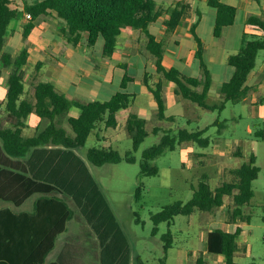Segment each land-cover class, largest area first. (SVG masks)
Returning a JSON list of instances; mask_svg holds the SVG:
<instances>
[{
  "label": "trees",
  "instance_id": "trees-1",
  "mask_svg": "<svg viewBox=\"0 0 264 264\" xmlns=\"http://www.w3.org/2000/svg\"><path fill=\"white\" fill-rule=\"evenodd\" d=\"M26 12L31 15L24 27L23 37L28 39L37 28L36 21L41 17H54L58 20L57 31L65 41L77 48L84 43L94 46L99 39L104 40L103 57L111 58L116 52L120 36L125 31L138 30L147 38L146 49L155 59V72L161 79L153 85L149 83V75L145 74L144 84L152 95L159 120H173L165 116L164 81L176 86V95L182 99L197 104L204 110L222 112L227 103L234 105L243 102L248 94L247 82L257 66L259 53L264 51V13L262 16H249L247 24L260 31L261 36H252L243 49L232 55L228 64L233 68L229 81L221 86L223 96L221 104L207 103L212 88V76L204 59V45L196 32L197 22L191 32L197 45L194 58L199 61L202 78L185 75L179 68L165 69L162 64L166 38L170 37L179 27L189 6L177 2L165 9L155 0H20ZM13 0H0V200L23 204L34 195H40L36 202V215H14L10 210L0 211V264H45L47 256L53 250L57 237L66 229L67 221L73 218L69 203L86 204L95 202L91 193L97 185L91 176L86 163L81 159V152L87 141L100 124L106 128H116L118 113L127 109L134 97L127 91V85L135 80L130 74V66L121 64L125 70L121 90L104 102H79L69 99L65 93L58 90L52 83L39 80L42 62L36 66L35 74L30 77L37 80L33 84V93L26 96L25 67L30 58L29 48H23L13 55L5 48L11 33V26L21 18L18 8L12 7ZM209 7L216 10L214 36L222 37L224 28L234 25L237 9L223 0H207ZM164 14L165 36L162 40L149 30L151 24ZM5 75L6 85L2 88ZM78 108V117H69L71 109ZM36 114L40 123L36 126L34 135L27 136V120ZM67 121L72 129L70 134L64 124ZM148 121L138 115L131 114L126 123V131L132 140V150L124 156L114 148L92 147L86 151V161L96 167L126 162L136 163L135 154L150 136L147 130ZM158 132V129L153 131ZM206 130L188 132L180 130L177 134L166 131L158 144L142 153L141 177L157 176L159 169L152 163L166 151H175L183 142L195 141L202 147L209 144L208 139L201 136ZM256 136L264 138V131L256 132ZM51 148V156L41 164L50 169L47 178L36 177L33 173L34 158H43V153ZM59 158L58 161L55 159ZM84 172V176L81 172ZM260 168L256 165V157L251 155L240 167L229 171V180L222 186L213 189L207 176L199 181L193 189V195L188 202L176 201L163 207L151 215L155 225L154 233L160 224L166 223L168 228L179 216H191L196 211L212 212L225 205L227 199L233 202L229 211V220L237 224L244 219L243 208L254 198L253 182L258 179ZM143 186L137 188L139 198ZM105 202V201H104ZM63 216L59 220L58 214ZM249 219V218H247ZM88 221H91L88 217ZM95 226V224H93ZM118 228V226H117ZM83 232L90 236L88 229L81 226ZM243 228L239 225L234 231L222 228L211 230L207 234V251L213 256H222L224 264H237L239 239ZM164 254L173 247V236L169 230L162 238ZM85 245L96 246L92 240ZM93 243V244H92ZM100 264H128L123 256L109 259V243H101ZM83 246V245H82ZM72 243L64 247L62 257L50 264H76L78 256ZM125 256L130 258L128 249ZM162 259L161 263H165ZM133 264H146L137 256ZM196 264H206L199 257Z\"/></svg>",
  "mask_w": 264,
  "mask_h": 264
},
{
  "label": "rangeland",
  "instance_id": "rangeland-1",
  "mask_svg": "<svg viewBox=\"0 0 264 264\" xmlns=\"http://www.w3.org/2000/svg\"><path fill=\"white\" fill-rule=\"evenodd\" d=\"M168 3L170 2L168 1ZM12 7L20 10L21 18L12 24L5 49L13 55H17L21 49L28 48L29 41V44L32 45L30 48L32 55L27 72L31 76L36 72L38 60L48 64L49 54L45 52L54 51V47L49 41L52 40V37L44 35L42 29L55 33L57 21L54 17H41L35 22L38 28L31 33L28 39H24V27L30 20L27 17L28 12H26L20 0H13ZM199 7L203 11L202 20L206 26L200 24L197 34L203 41L204 48L208 46L215 49L220 55L222 52L224 53L222 56L219 55L220 59H223L226 53H231L235 49H243L245 43L252 36L262 35V31L250 27L249 35L243 37L242 30L245 24L242 17L243 12L239 11L234 27L227 31L229 35L215 37L213 29L209 26L211 20H206L209 19L212 12L211 8L206 3L199 4ZM130 31L135 30L131 29ZM141 34V40L136 39L132 43L134 48L141 47V51L148 52L146 50L147 38L143 32ZM172 36L173 34L166 38V47L169 45ZM61 37L63 39L62 35ZM173 38L175 39L176 36ZM242 38L245 39L244 44L241 42ZM63 40L65 41V39ZM182 40L186 41L185 39ZM55 43L57 46L59 45L57 41ZM126 45L127 42L124 45V41H122L119 54L125 51ZM103 46L104 40L99 39L91 47V50L89 49L90 52L88 49H77L72 54V51H70L72 49L67 47V49L60 51L58 47V50L52 52L51 56L61 64L62 78L67 79L71 75L80 77L84 72L81 71L82 68L93 67L95 61L103 57ZM115 53L116 55L110 59L112 62L110 69L100 76L101 83H95V87L89 93L90 101L94 99L95 93L99 92L107 96L118 90L120 84H117L115 80L118 76L122 77L121 74L124 73V70L120 67L124 63V59L121 55V57L118 55V51ZM148 54L150 55L149 52ZM196 62L189 72L184 73L188 76L201 78L202 71ZM150 68H152L151 65ZM179 68L182 70L184 68L183 64ZM209 69L213 74V82L207 103L210 105L221 104L223 102V96L220 93L221 84L230 78L233 69L226 63L217 64L215 67L209 66ZM255 70L245 108L242 104L227 103L226 108L219 112L217 110L206 111L187 100L183 105L184 107L174 104V107L167 108L166 114H177L179 117H172L174 118L172 121L159 120L156 114L148 120L147 127L150 136L135 154L136 163L122 162L96 167L87 162L98 191L108 204L128 241L131 264H133L135 256L138 255L146 264H162L161 261L165 257L162 238L169 230L173 236V248L168 251L166 264H196L199 257L203 258L206 264H224L223 258L208 253L206 249L207 234L217 226L225 230H233L237 224L244 227V233L238 242L240 249L236 257L237 264H264V138L256 136V132L264 131V51L259 53ZM113 73L116 76L113 81L114 84L107 86L103 82L109 81L108 79L112 78ZM157 76H159V79L162 78L161 75ZM32 79L29 77L26 80V96L32 95V83H37V80L32 81ZM156 80L157 78L154 76L150 81L156 83ZM141 83L129 84V88L137 90L144 86L142 81ZM175 90L176 86L173 84L168 85L165 89L164 97L169 104L175 102L177 96ZM179 100L181 102L185 101L181 97ZM122 118L125 119L124 116ZM28 123L29 126L25 134L32 136L40 120L36 114H32L28 119ZM64 126L71 129L67 121H65ZM154 127L158 128L157 133L153 132ZM180 130H187L188 132L207 130L201 138L208 139L209 144L202 147L195 141L183 142L176 147L175 151H166L152 163L159 169L157 176L141 177L140 163L143 151L158 144L166 131L177 134ZM249 130L251 132H248ZM95 134H97V131L90 135L86 147L83 149L85 152L92 147L104 145L96 142ZM112 138L115 139L113 148L119 151L122 156L132 150V140L126 131L125 123L122 124L118 133L112 135ZM118 142L120 143L117 144ZM252 154L256 157V165L260 168V173L258 179L253 182L254 198L249 205L243 208V220L238 219L236 225L229 220L228 213L233 208V202L231 199H227L225 205L219 209L212 212L196 211L191 216H179L171 228L163 223L157 227V231L154 233L155 225L151 220V215L176 201L188 202L193 195V189L197 187L204 176L208 177L213 189L222 186L225 181L229 180V171L240 167L243 162L249 161ZM80 156L86 162L85 157ZM140 185L143 186V191L141 196L137 198L136 192ZM73 208L81 214L80 207L74 206ZM81 226L91 232L90 236L83 232ZM91 228L92 220L86 221V219L74 217L69 222L66 232L62 235V238H64L69 234L66 241L77 247L78 259L76 264H100L98 253L95 251L98 250L99 244H97V249L91 245L84 246L90 249L91 247L94 248L91 254L79 251L83 249L81 246L86 244L81 240L89 241L96 238ZM99 248L101 247L99 246Z\"/></svg>",
  "mask_w": 264,
  "mask_h": 264
},
{
  "label": "crops",
  "instance_id": "crops-1",
  "mask_svg": "<svg viewBox=\"0 0 264 264\" xmlns=\"http://www.w3.org/2000/svg\"><path fill=\"white\" fill-rule=\"evenodd\" d=\"M168 1L170 3H168ZM223 1L225 3H227L228 5L234 6L237 9L236 19L238 17V12L239 11L243 12L242 17H243L245 27L242 30V34H243V37H245V35H249L248 34L250 32L249 30L253 27L249 26L247 24V20H248L249 16H262V14L264 13V0H223ZM156 2L160 5H163L165 7V9L171 7V5H173L177 2H182V3L189 6V9L186 12V14L183 16L179 27L173 33V36L170 39L169 45L167 47H165L164 58L162 61V64L165 67V69L170 70L171 68H179V66H181V64H183L184 68L182 70L180 68L179 69L183 73L184 72L187 73L195 65L196 61H197L196 63L198 65V67H200L199 61L194 58V54H195V50L197 49V45L195 46L196 43H194V41H193L191 29H192V26L195 22H197L196 32H197L200 24H203L204 27L206 26L202 20L203 19V11L200 10L199 4L200 5H202L204 3L207 4V0H159ZM210 8H211L212 12L209 15V19H206V20H209V21L211 20V25H209V26H211V28L214 31L215 22H216V10L213 9L212 7H210ZM167 18H168V15L164 14L156 22L151 24L149 27L150 32L152 34H154L158 40H162L165 36V27H164L163 23ZM56 21L58 24V20H56ZM235 23H236V21H235ZM235 23H234V25H235ZM234 25L224 28L223 37H225V35L226 36L229 35L227 31H230V29H232L234 27ZM37 28H38V25H37ZM253 29H256V28H253ZM42 30L44 32V35L52 37V40H49V41H51V44L54 47V51L58 50V49L60 51H62L65 48L67 49V47H68V49H72V50H70V51H72V54L77 49H84V50L90 49L91 50V46H89L87 43H84L83 45L75 48L72 45L65 42L63 40L64 38L62 39V37H61V33H59L57 31V25H56V31L57 32L55 31L56 34L53 33L52 31L47 30V29L46 30L42 29ZM256 30H258V29H256ZM141 33L142 32H140L138 30L125 31L119 38L118 46H117L119 48H118V50L116 49V51H118V55L119 56L121 55L122 58L124 59L123 64H128L130 66L129 72H130V74H132L135 77V80L133 82H130L129 84H132V85L142 84L141 81L143 82V77L145 76V74H148L149 75V83L153 85L154 81L152 83L150 81L152 77L155 76L157 78L156 82L158 80H160L159 76H157V74L155 72V69H156L155 68L156 67L155 66V59H154V57L151 56V54L149 55L148 52L141 51L140 50L141 47L138 49L134 48V44L132 43V41H134L136 39L139 41L141 40V37H142ZM174 36H176L175 39L173 38ZM182 39H185L186 41H183ZM242 40H243V38L241 39V42H243V44H244L245 39L243 41ZM56 41L59 44L58 46L55 43ZM122 41H124V45H125V42H127V45L124 48L125 51L123 53L119 54V49H120V45H121ZM145 42H146V40H145ZM184 43H185V45H183ZM27 46L30 50L32 45L29 44V41H28ZM90 50H89V52H90ZM238 50L241 51L242 49H235V50L231 51V53H226V55L223 57V59H220V56H222V54H224V53L222 52L220 55V53L215 51V49H211L207 46L204 49L205 63H206L208 68H209V66L215 67L217 64H221V63L228 64L229 58L232 55H235V54L240 52ZM54 51H51V52L46 51L45 52V53L49 54L48 55L49 59L47 60L48 64H45L44 61H40V60L37 61L36 65H38L39 62H42V67L39 71V80L41 82H44V83L54 84L55 87L58 90H60L61 92L65 93L69 99L77 100V101L83 102V103L94 102V101L104 102V101L110 100L114 96V94H116L117 92H119L121 90V83L123 80V76L125 74V70L123 68H121L124 70L123 75L121 74L122 77L118 76L115 80L114 78L116 76H115V73H113L112 78L108 79L109 81L103 82L108 86V85H113L114 84L113 81L115 80V82L117 84L118 83L120 84L118 87V90H115V93H113L112 95L109 94L107 96H104L103 94H100L99 92L95 93L94 99L92 101H90L91 99L89 97L90 96L89 93L95 87V83H101L100 82L101 81L100 76L102 75V73H107V70L110 69V67L112 65V62L110 59H112L114 57V55H116V53H114V55L110 59L109 58L107 59L104 57L99 58V60H96L95 63L93 64V67H91V68L90 67L89 68L88 67L82 68L81 71H84V72H83V75H80V77H78L76 75H71L67 79H65V78H62V76H61V73H62L61 64L58 62L57 59H53V57L51 56L52 52H54ZM30 53H31V50H30ZM31 55H32V53H31ZM31 55H30V57H31ZM102 55H103V52H102ZM150 62H151V64H150ZM29 63H30V58H29V61L26 65V67L24 68L26 71V78H25L26 80L29 79V77H30V75L27 72ZM150 65L152 66V68L149 69ZM255 72H256V70H254L251 73V75L249 76V79L247 82V86L249 88L252 85V80L254 78ZM210 73H211V76L213 78V74L211 71H210ZM232 75H233V72H232L230 78L232 77ZM7 78H8V76L5 75L3 83H2V88L6 85ZM229 79L227 81H229ZM32 81H33V79H32ZM227 81H225V82H227ZM223 83L221 84V86L223 85ZM129 84L127 85V91L134 95V97L131 100V104L129 105V107L127 109H124L118 113L119 121H118V125L116 128H106L104 124L99 125V127L96 130L97 134L94 135V138H95L97 143L104 144V145L99 146V147H106V148L111 147V148H113L115 139L112 138V135L119 132L123 123H125V127H126L127 119L131 114L138 115L140 118L146 119L147 121L150 120L152 117H154L157 114L156 105L153 101L152 95L148 91V88L144 84V82H143L144 86H142L141 88H138L137 90L130 89ZM163 84H164V92H165V89L168 87V85L173 84V83L168 82V81L165 82V80H164ZM163 96H164V93H163ZM248 97H249V94L243 102L239 103V104L244 105V108L247 105L246 101H247ZM179 99H180V96H176L175 102L174 103L171 102L169 104L166 101V98L164 97V100L166 103L165 116L167 118L178 116L177 114H171V115L166 114L167 108H169L170 106L174 107V104H177V105L179 104L180 106L184 107L183 105L186 103V100L184 102H181ZM236 105H238V104H236ZM206 111H208V110H206ZM258 111H260V110H258ZM80 113H81V111L78 108H73V109H71V111L69 113V115H70L69 117H75L76 118L80 115ZM122 116H124L125 119H123ZM240 118L242 119V116ZM194 122H196V121H194ZM27 126H29L28 120H27ZM65 128L68 130L69 133L73 134L71 129H68L67 127H65ZM155 129H158V128L154 127L153 131ZM147 130H148V127H147ZM25 131H26V129H25ZM248 132H251V130H249ZM123 140H125V139H123ZM120 142H118L117 144H119ZM45 151H47L48 154L43 153V158L38 157V158H34V160H33L35 166L33 168V172H31V173H33L36 177L38 176L39 178H47L50 174V169L43 167L41 164H43L46 161V157L48 155L49 156L52 155L51 154L52 150L49 147V149L45 150ZM78 153H79V156L82 155L86 159L85 150H83L82 153L81 152H78ZM81 159L85 162V160L82 157H81ZM55 160L58 161L59 158H56ZM85 163L87 165V161ZM87 168L89 169V172H90V168L88 165H87ZM81 173H82L81 175L84 176V172L82 171ZM90 174H91V172H90ZM95 184H96V182H95ZM91 193L95 197V199H93V200H95V202H93V203H86V204H81V205L79 204L78 205V204L74 203L73 200L70 201V203H69L70 209L72 212H74L73 218L74 217L80 218V219L82 218L83 220L86 219V221H88V217H89L92 220L91 230H92L93 234L96 236V238H93L92 241L94 242V244H96V246H95L96 249H97V244H99V246L101 247V248H99V246H98V250H95L96 253H98V256H100L101 251H102L101 250L102 249L101 243L105 244V242H106V243H109V249L107 248V250L109 252V256H108L109 259H114L115 256H123V257H125V260L128 262V264H131V258L128 257V259H127V256L124 255V253L126 254L128 249L130 250V247H129V244H128V241H127L125 235L122 233V230L120 229V227L116 221L115 216L113 215L108 204L106 202H104L105 200L102 197L101 193L98 191V187L97 188L95 187V189ZM39 197H40V195H34V196L30 197L29 199H27L21 205H15L14 203L0 200V211H2L4 209H8L14 215H22V214L36 215V202L38 201ZM74 206L81 208L80 209L81 214H79L77 211L73 210ZM58 216H59V220H61L63 213L60 212L58 214ZM71 221H72V219L70 221H67V223L65 225V227H66L65 231L57 237V240L55 242V246H54L53 250L50 252V254L47 256L45 264H50L51 262L61 258L63 251H64V247L67 246L68 243H71L69 241H66V240H68L67 237L69 234L66 235V237L62 238V235L66 232L67 226H68L69 222H71ZM93 224H95V226ZM237 225L241 226L240 224H237ZM237 225L235 226V228L237 227ZM72 226H73V223H72ZM72 226H71V229H72ZM117 226H118V228H117ZM241 227L243 228V233H244V227L243 226H241ZM216 228H222V227L217 226V227H215V229ZM71 229L69 230V233H70ZM234 230L235 229L226 230V231H234ZM82 241L86 242L85 240H81V242ZM77 242H79V241H77ZM84 246H89V245L87 244V245L81 246L83 249L79 250V251L86 253V254L93 253V251H94L93 247H91V249H90V248L84 247ZM206 249H207V244H206ZM130 256H131V254H130ZM136 257L137 256H135V258ZM218 257L223 258L222 256H218ZM164 258H166L165 259V263H166V261L168 259V253H167V255H165ZM235 261H236V259H235ZM111 263H112V261L110 262V264ZM236 263H237V261H236ZM124 264H125V262H124Z\"/></svg>",
  "mask_w": 264,
  "mask_h": 264
},
{
  "label": "built area",
  "instance_id": "built-area-1",
  "mask_svg": "<svg viewBox=\"0 0 264 264\" xmlns=\"http://www.w3.org/2000/svg\"><path fill=\"white\" fill-rule=\"evenodd\" d=\"M27 17H28V19H30L31 18V15L30 14H27Z\"/></svg>",
  "mask_w": 264,
  "mask_h": 264
}]
</instances>
